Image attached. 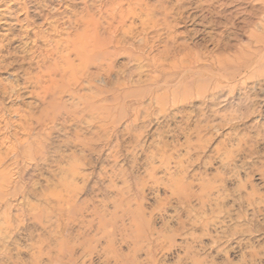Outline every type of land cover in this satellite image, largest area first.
I'll return each mask as SVG.
<instances>
[{"label": "rangeland", "instance_id": "1", "mask_svg": "<svg viewBox=\"0 0 264 264\" xmlns=\"http://www.w3.org/2000/svg\"><path fill=\"white\" fill-rule=\"evenodd\" d=\"M114 1L119 45L103 31L85 66L60 34L37 67L49 24L105 22ZM263 15L262 0H0V122L29 126L0 164V264H264V68L242 57ZM47 67L63 87L37 97L26 81Z\"/></svg>", "mask_w": 264, "mask_h": 264}, {"label": "bare ground", "instance_id": "2", "mask_svg": "<svg viewBox=\"0 0 264 264\" xmlns=\"http://www.w3.org/2000/svg\"><path fill=\"white\" fill-rule=\"evenodd\" d=\"M263 4H264V0ZM136 3H141L142 0H134ZM18 4H22L20 10L25 11L26 5L21 3L20 1H17ZM111 7L109 9V12H106V15L109 17L107 20L105 17L103 18L105 22L100 21L96 19V17L91 13L90 10L85 9L83 15L81 14L78 18L72 20V18H67L65 22H63L61 25L57 22H52V24H49V34L43 35H37L36 39L33 40V44L36 48H39L37 43L43 42V45L45 48H43V53L39 52L36 64L39 68L40 60H51L55 59L56 55L62 51L60 48L63 43L66 42L64 39H58L60 37V34H65L68 37L67 43L71 44L73 47V50L77 53V56L81 60V64L87 65L92 60H94L96 56V52L98 50L102 51V48L104 46L105 41H102L104 38H102L103 31L108 32V36L113 35L112 38H110V42L112 43L115 41L116 33L119 31V27H122V13L123 10L121 9V5H119L116 1L112 2ZM102 16V15H101ZM106 26V27H105ZM144 26V25H143ZM72 29V30H71ZM144 29V28H143ZM121 30V29H120ZM64 32V33H63ZM40 34V33H39ZM56 34L58 35L56 37ZM250 34V40L252 42V47L256 48L254 52L248 55H243L242 57L248 59H254L257 58V60L253 61V65H255L259 61V65L264 68V15L261 19L260 23L256 27L253 28V30L249 31ZM67 44V48H69ZM116 45L120 44V40H116ZM62 48H66V45H62ZM39 61V63H38ZM48 62V61H47ZM66 63V66L63 68V71L68 70L69 76L67 79L74 78L77 73L80 71L79 69L75 68V66H68L69 62L67 60L64 61ZM46 63V62H45ZM41 67V66H40ZM45 67V65H44ZM53 70V69H52ZM49 67L46 68V71L43 70L36 75L35 79H28L26 83L30 85H34L35 91L37 97H45L46 94L50 91H54L58 88L63 87V85L59 84L55 79V73L52 71ZM99 75H103L104 70H100ZM105 74V73H104ZM83 76V73H80L78 77L74 81V85H77L80 83L81 77ZM94 76L86 77L89 81ZM65 79V78H61ZM67 89H64L61 93H64ZM16 89L12 86H10L9 90L4 89L3 94L4 96H7L8 98L14 96L16 94ZM42 95V96H41ZM1 110H4L0 108ZM14 116L17 117L13 118L11 120H5L2 119V122H0V144L3 146L6 145L7 153L5 156H2L0 154V164H3V160L5 157L9 154H12L16 156L18 154V148L16 149V144L20 146V144L25 143L27 139L17 137L14 133L8 132L10 128L17 127L18 130H20L23 134H26L29 130V126L26 124H23L21 120L26 121V116L24 114H21L20 112L13 110ZM15 131V130H14ZM8 144V145H7ZM0 178H2V173L0 172Z\"/></svg>", "mask_w": 264, "mask_h": 264}]
</instances>
